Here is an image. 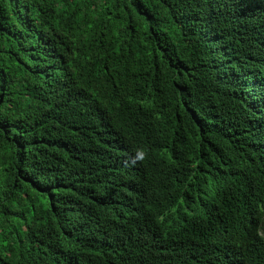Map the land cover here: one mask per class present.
Here are the masks:
<instances>
[{"label": "trees", "instance_id": "obj_1", "mask_svg": "<svg viewBox=\"0 0 264 264\" xmlns=\"http://www.w3.org/2000/svg\"><path fill=\"white\" fill-rule=\"evenodd\" d=\"M264 0H0V264H264Z\"/></svg>", "mask_w": 264, "mask_h": 264}, {"label": "clouds", "instance_id": "obj_2", "mask_svg": "<svg viewBox=\"0 0 264 264\" xmlns=\"http://www.w3.org/2000/svg\"><path fill=\"white\" fill-rule=\"evenodd\" d=\"M256 234L259 236H264V215L262 216V218L258 224V227L256 229Z\"/></svg>", "mask_w": 264, "mask_h": 264}]
</instances>
